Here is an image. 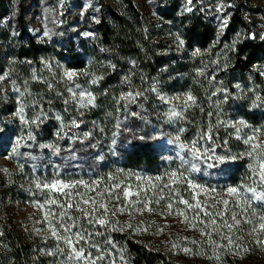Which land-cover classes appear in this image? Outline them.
<instances>
[{"label":"rangeland","instance_id":"374dc122","mask_svg":"<svg viewBox=\"0 0 264 264\" xmlns=\"http://www.w3.org/2000/svg\"><path fill=\"white\" fill-rule=\"evenodd\" d=\"M129 3L137 10L141 16L140 21L145 25L148 44L154 52L152 55L168 57L170 54L180 55L183 52V48L187 46L184 47L181 36L182 21L191 14L212 27L214 33L209 44L203 48L188 46L186 56L181 61L187 62L198 76V73L201 74L199 89L206 95V102L202 104L204 108L201 111L194 113H203L210 120L213 131L224 128L226 131L221 130L223 133H230L237 139L242 144L243 155L253 164L255 174L259 170V164L264 162L262 149L254 151L252 148L253 144L264 146V123L252 125L240 116H231L224 110L227 107L226 101L237 94L251 98L253 103L264 105V61L253 67L260 78L256 87L244 88L237 84L229 93L219 82L220 74L232 67L230 55L236 44L246 39L264 43V0H0V121L5 126L4 130L0 126V133L11 127L12 131L14 127L18 128L19 136L16 138L10 136L9 132H5L2 138L7 139L6 143L19 153L22 151L23 156L30 153L34 159L30 161V166L35 169L34 174H24L20 171L21 166L16 164V159L7 155L0 157V174H15L20 180L22 189L27 192V200L19 203L16 215L19 219L30 221L36 235L37 224L40 223L38 220L53 204L54 193L70 195L74 189L91 186L79 180L37 178L35 175L40 153L43 150L58 152L59 147L65 152L69 151L67 148L74 139L80 143L91 142V124L87 123L83 112L94 108L97 95L105 93L102 84L110 72L120 77L119 88L113 90L115 101L110 114L115 118L113 129L118 137L132 136L133 143L137 140L152 142L161 149L165 161H171L176 154H180L182 161L191 165V170H202L210 175L215 173L212 172L214 166L205 162L206 159L213 162V158H197L180 141L186 139L183 126L187 117L194 114L191 109L199 107L188 88L169 90L168 85L164 84L170 79L179 78L180 74L174 73L171 78L164 76L169 71V67L165 65L157 69L156 76L148 75L130 60L121 66H115L112 55L100 56L101 51L96 52L95 58H87L86 66L79 70L67 68L55 57V49L70 42L79 51L83 45L93 49V45L98 42L94 33L96 25L102 20L110 22L112 12L123 14ZM234 15L243 23L235 28L231 25ZM27 36L33 38L36 45L46 48L38 63L37 60L26 61L19 56ZM198 67H203V72ZM69 73L72 75H68ZM189 95L194 100H189ZM54 97H57L56 100L63 98V105L75 111L73 114L80 115L82 120L64 123L58 113L50 112L42 106ZM51 119L58 121L55 137L66 133L72 136H67L66 140H58L61 142H37L38 128L49 125ZM98 123V127L94 124L95 128L105 130L103 121ZM250 137L255 139L245 143ZM184 144L192 145L193 141ZM68 156L76 159L71 151ZM68 156L65 155L66 158ZM186 180V186L192 191V199L188 203L180 201L181 205L165 194L152 199L151 195L155 194L153 190L157 188L147 179L129 177V180L118 181L117 187L122 189L121 196L109 204L104 201L107 211L101 208L100 212L104 211L108 215L114 205L125 209L123 212L118 209L112 211L119 213L121 221H126L125 225L138 227L141 231L154 233L155 237L160 238L151 240L175 245L174 253L190 264H227L229 260H236V264H246L252 259L264 261V232L259 229V225L264 223L260 219L264 215V206L253 203L258 199L263 200L264 193L256 192L248 197L236 187L232 188H236L237 193L230 194L226 186L214 187L205 182L197 183L189 178ZM56 181L71 187L43 186L52 185ZM125 189L132 195L126 197ZM261 189L264 191V188ZM145 202L147 207L144 206ZM197 204L200 207H189ZM196 208L205 215L215 214L217 209L228 210L230 216L238 215L243 220V225L236 222L230 229L226 226L229 221L222 219L225 228L221 239L231 238V242L228 239L225 243H220L209 238L204 228L193 226L190 209ZM132 218L133 220H129ZM216 224L218 227L220 222ZM245 235L256 246L249 250L245 248L242 242ZM224 245L229 247L225 256L224 253H218V248ZM184 248L190 251L186 253ZM193 251L196 253L192 254Z\"/></svg>","mask_w":264,"mask_h":264},{"label":"trees","instance_id":"16d2710c","mask_svg":"<svg viewBox=\"0 0 264 264\" xmlns=\"http://www.w3.org/2000/svg\"><path fill=\"white\" fill-rule=\"evenodd\" d=\"M110 15V22L102 20L96 25L94 33L98 37V42L93 45V49L90 50L89 47L83 45L79 51L70 42L61 46L60 49H55V57L58 61L67 68L79 70L86 66L87 58L93 59L96 52L101 51L100 56L112 55L115 66H121L125 61L130 60L137 65L140 71H144L148 75L156 76L157 69L167 65L169 71L164 76L171 78L176 73L180 74V77L170 79L164 84L168 85L169 90L188 88L196 98L197 106L201 107L191 109V113L197 110L201 111L204 108L202 104L206 102V95L201 91L202 89H199L201 88L199 87L201 74L198 73V76L187 62L181 61L182 57L186 56L188 46L203 48L209 44L214 33L212 27L202 19H198L192 14L189 15L183 19L181 28L184 47H187L183 48L180 55L178 53L170 54L168 57L157 56L152 55L154 52L148 44L149 38L146 37L145 25L140 21L141 16L131 3L128 4L123 14L112 12ZM239 24H243L241 19L234 15L231 25L235 28ZM23 32H25L24 28ZM45 49V47L36 45L33 38L27 36L19 56L26 61L37 60L38 63V59L44 56ZM230 57L232 67L227 72L220 74L219 82L223 88L229 92L237 84H241L244 88L256 87L260 82L257 83V80L260 78L253 71V67L264 61V43L246 39L242 43L236 44ZM198 70L203 72L204 68L198 67ZM107 76L102 84V90L105 89L106 91H103L105 93L97 95V103L94 108L83 112L87 123L91 124L89 127L91 142L80 143L75 139L71 141L67 150L73 152L76 159L69 157V151L65 152L61 147L58 148V152L43 150L40 153L41 157L37 160V175H35L37 178L57 177L72 181L79 180V182L85 181L91 186L74 189V192H71L69 196L54 193L52 201L55 202H52L53 204L49 207L46 205L48 211L38 220L40 223L37 224V235L32 230L30 221L19 219L16 215L19 203L27 200V192L22 189L17 175L0 174V264H90L92 260H95V264H190L186 259L174 253L175 246L166 245L162 241H153L158 238L154 233L136 231L138 227L125 225L126 221H121L119 213L112 214L114 212L112 210L119 209L116 205L111 207L108 215L104 211L100 212V204H105L104 201L109 204L121 196L122 189L117 187L119 186L117 182L129 180V177H141L153 182L157 189L153 190L154 195L150 194L152 199L159 198L160 194H165L180 205V201L186 200L188 203L192 199V191L186 186V178L197 183L205 182L214 187H236L248 197L253 196V193L248 190L250 187L256 188L257 193H264L261 189L264 188V185L257 178L253 164L243 155L242 144L230 133H223L221 130L226 131L224 128L213 131L210 120L206 119L203 113L197 112L193 116L187 117L183 126L186 139L180 141L197 158L210 157L214 159L213 162L205 160L214 166L212 172L215 173L211 175L205 174L202 170H191V165L185 164L180 154H176V157L171 161H165V155L162 154L161 149L155 147L152 142L137 140L133 143L132 136L118 137L113 129L115 118L110 114L115 101L113 98L115 91L113 90L119 88L120 77L114 72L108 73ZM56 98L46 101V104H42V106L48 108L50 112L58 113L64 123L82 120L80 115L73 114L75 111L63 105V98L60 97V100H56ZM252 101L251 98L247 99L237 94L231 100L226 101L227 107H224V110L231 116H240L252 125L262 124L264 123V105ZM101 121H103L105 130L97 129L94 126L96 123L98 127L100 124L98 122ZM50 122L49 125H42L38 128L37 142L44 140L61 142L58 140H66L67 136H72L70 133H66L55 137L54 131L58 128V121L51 119ZM0 126L4 130L5 126L1 121ZM12 130L11 127L5 129V132L7 134L9 132L13 138L19 136L17 127H14V131ZM5 132L0 133V157L11 155V159H16V164L21 166L22 173L31 172L34 174L35 169L31 167L32 165L30 166V161L34 159L30 153L23 156L21 150L19 153L16 148L8 145L7 139L2 138L6 134ZM190 141H193L192 145L184 144V142ZM35 143L36 141L33 142V145ZM34 154L32 151V155ZM65 155L69 158H66ZM172 173H176V176L173 177ZM84 200H88L89 203L85 204ZM93 200L96 201V204L91 203ZM69 203L73 205L72 208L67 207ZM253 203L257 206H264V199H258ZM79 209L91 212L92 216L96 218L106 220L107 224L102 226L95 221L89 223L90 217H86L84 212ZM93 209L96 210L92 211ZM190 210L194 220L193 226L204 228L209 238L220 241V243L228 241L226 237L221 239L225 228L222 219H227L232 226H235L236 222L243 225V220H240L238 215L230 216L228 210L217 209L216 213L211 215H205L197 208ZM61 212H66V215L61 216ZM69 217L72 219L70 220ZM129 220H133V218ZM216 222H220L218 227ZM62 223H74L75 227L71 232H64ZM53 229L58 235L52 234ZM77 231L83 233L85 239L77 240L73 235ZM88 233L92 235H88ZM66 236H72L71 244L58 238ZM242 240L248 250L256 246L247 235ZM224 247L218 248V253H224L223 256L228 254L229 250V247ZM193 248L199 251L196 247ZM205 248L209 252V248L207 246ZM74 250H82L83 256L86 258L77 259ZM196 251H193L192 254H195ZM99 256H103V259H96ZM235 261L229 260L227 264H236ZM246 264H264V261L252 259Z\"/></svg>","mask_w":264,"mask_h":264},{"label":"snow or ice","instance_id":"6c2138e0","mask_svg":"<svg viewBox=\"0 0 264 264\" xmlns=\"http://www.w3.org/2000/svg\"><path fill=\"white\" fill-rule=\"evenodd\" d=\"M68 75H72V73H69ZM82 95H83V94H82ZM188 99H189V100H194V98H193L192 96H190V95L188 96ZM89 102H91V101H89ZM141 139H143V137H141ZM253 139H255V137H250L249 140H246V141H245V143H249L250 140H253ZM252 148H253L254 151H255L256 149H258V148L262 149L261 154L264 155V146L253 144V145H252ZM250 167H251V166H250ZM171 175H172L173 177H175V176H176V173H172ZM256 175L259 177L260 182H261L262 184H264V162H262V163L259 164V170L256 172ZM57 185H59L60 187H64V188L71 187V185L63 184V182H61V181H56V182H55L54 184H52V185L45 184V185H43V186H44L45 188H47V187H56ZM37 186L40 187L39 184H38ZM193 187H194V186H193ZM248 190H249L251 193H253V195H255V193H256V191H257L256 188H251V187H250ZM228 192H229L230 194H235V193H237V189H236V188H229V189H228ZM64 195H69V194H68V193H65ZM124 195L127 197V196L132 195V193H130L127 189H125V190H124ZM54 202H55V201H53V203H54ZM181 202H182V203H187V201H181ZM84 203H85V204H88L89 201H88V200H84ZM91 203H92V204H96V201L93 200V201H91ZM224 203H227V201H225ZM144 206L147 207V203H146V202H145V205H144ZM61 207H63V205H61ZM67 207H68V208H72L73 205H72L71 203H69V204L67 205ZM99 207L104 208V209H105V212L107 211V206H106V205H104V204H100ZM169 207H171V205H169ZM189 207H197V208H198V207H200V205H199V204H197V205H195V206L189 205ZM79 210L82 211V212H84V214H85L86 217H90V219H89V223H93V221H95V223H99V224H101L102 226H104V225L107 224V221H106V220H104V219H102V218H96V217L92 216V213H91V212L85 211L84 209H79ZM95 210H96V209H93L92 211H95ZM124 210H125V209H123V208L118 209V211H121V212H123ZM112 214L115 215V212H113ZM206 214H208V213H206ZM60 215H61V216H64V215H66V212H61ZM180 215H183V213H180ZM69 219L71 220L72 217H69ZM233 219L235 220V217H233ZM260 219H261L262 221H264V215H262V216L260 217ZM61 226L63 227L64 232H71L72 228L75 227V224H74V223H73V224L62 223ZM226 226H227L228 228H230V229L232 228V225H230V224H228V225H226ZM259 229H260L262 232H264V223H261V224L259 225ZM140 230H141V229H136V231H140ZM253 231H255V229H253ZM52 234H53V235H58V233L55 231V229L52 230ZM73 235L77 238V240H83V239H85L84 234L81 233L80 231H77V232L73 233ZM88 235H92V234H91V233H88ZM58 238L64 239L65 242L68 243V244H71V243H72V236L58 237ZM228 239H229V242H231V238H228ZM109 243H110V241H109ZM174 246H175V245H174ZM74 251H75V257H76L77 259H85V258H86V257L83 256V252H82V250H74ZM183 251L187 253V252H189L190 250L187 249V248H184ZM96 259H103V256H99V257H97ZM90 264H95V260H92V261L90 262Z\"/></svg>","mask_w":264,"mask_h":264}]
</instances>
